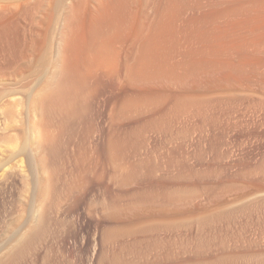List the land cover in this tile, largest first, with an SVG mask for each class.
Masks as SVG:
<instances>
[{
	"label": "rangeland",
	"instance_id": "rangeland-1",
	"mask_svg": "<svg viewBox=\"0 0 264 264\" xmlns=\"http://www.w3.org/2000/svg\"><path fill=\"white\" fill-rule=\"evenodd\" d=\"M61 6L43 59L0 52V262L264 264L260 88L199 111L121 114V78L55 105ZM114 133L127 134L122 154Z\"/></svg>",
	"mask_w": 264,
	"mask_h": 264
},
{
	"label": "bare ground",
	"instance_id": "bare-ground-1",
	"mask_svg": "<svg viewBox=\"0 0 264 264\" xmlns=\"http://www.w3.org/2000/svg\"><path fill=\"white\" fill-rule=\"evenodd\" d=\"M62 1L23 2L15 11L0 5V52L12 63L41 58L53 44L51 27L63 14L57 12ZM20 16L31 25L24 28ZM63 16L55 105L92 83L125 78L121 114L147 105L199 111L255 86L260 95L254 98L264 106V0H69ZM116 134L109 147L117 154L130 144L127 134Z\"/></svg>",
	"mask_w": 264,
	"mask_h": 264
}]
</instances>
